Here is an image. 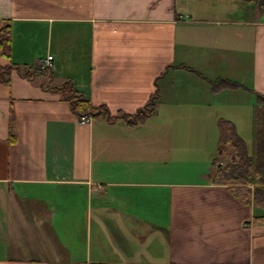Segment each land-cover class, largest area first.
<instances>
[{
  "label": "crops",
  "instance_id": "crops-1",
  "mask_svg": "<svg viewBox=\"0 0 264 264\" xmlns=\"http://www.w3.org/2000/svg\"><path fill=\"white\" fill-rule=\"evenodd\" d=\"M0 23L1 67L51 65L0 83V264H264V224L213 182L222 124L248 143L264 95L255 3L0 0Z\"/></svg>",
  "mask_w": 264,
  "mask_h": 264
},
{
  "label": "trees",
  "instance_id": "trees-1",
  "mask_svg": "<svg viewBox=\"0 0 264 264\" xmlns=\"http://www.w3.org/2000/svg\"><path fill=\"white\" fill-rule=\"evenodd\" d=\"M255 3L258 13L264 15V0H242ZM11 47V28L0 23V55L9 56ZM17 70L24 77L50 76V69L45 66H0V83H9L11 72ZM219 86L227 88L231 83L220 81ZM68 101L80 119L85 117L97 118L103 113L102 108H94L90 99L75 91L72 86L63 85L56 88ZM257 108L254 119L251 144L246 143L235 131L230 122H224L225 131L218 149L216 173L213 176L215 185L226 187L229 192L245 206L253 207L255 223L264 224V95L257 93ZM157 97L134 116H123L131 123H141L155 112Z\"/></svg>",
  "mask_w": 264,
  "mask_h": 264
},
{
  "label": "rangeland",
  "instance_id": "rangeland-1",
  "mask_svg": "<svg viewBox=\"0 0 264 264\" xmlns=\"http://www.w3.org/2000/svg\"><path fill=\"white\" fill-rule=\"evenodd\" d=\"M258 15H260V16H263V14H261V12L260 13H258ZM30 65H32V66H35V68L38 66V67H41V66H43V64H42V62H41V60L39 59V60H37L36 62H33L32 64H30ZM252 134H250V136H247V139H248V143L249 142H251V138H252V136H251Z\"/></svg>",
  "mask_w": 264,
  "mask_h": 264
},
{
  "label": "built area",
  "instance_id": "built-area-1",
  "mask_svg": "<svg viewBox=\"0 0 264 264\" xmlns=\"http://www.w3.org/2000/svg\"><path fill=\"white\" fill-rule=\"evenodd\" d=\"M49 60H52V57H49ZM91 122V118L90 117H85L84 119H82V123H89Z\"/></svg>",
  "mask_w": 264,
  "mask_h": 264
},
{
  "label": "bare ground",
  "instance_id": "bare-ground-1",
  "mask_svg": "<svg viewBox=\"0 0 264 264\" xmlns=\"http://www.w3.org/2000/svg\"><path fill=\"white\" fill-rule=\"evenodd\" d=\"M52 60H53V57H52ZM52 60H49V58H48V63L51 62ZM45 66L47 67V66H51V65H46V63H45Z\"/></svg>",
  "mask_w": 264,
  "mask_h": 264
}]
</instances>
